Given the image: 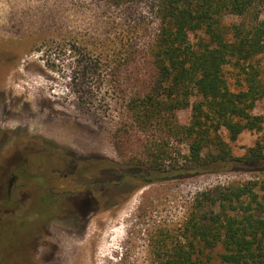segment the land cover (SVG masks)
Here are the masks:
<instances>
[{
  "label": "rangeland",
  "instance_id": "rangeland-1",
  "mask_svg": "<svg viewBox=\"0 0 264 264\" xmlns=\"http://www.w3.org/2000/svg\"><path fill=\"white\" fill-rule=\"evenodd\" d=\"M147 6L143 1L138 9L147 11ZM120 15L104 0H0V264H154L152 235L165 231L175 241L182 239L201 193L251 178L233 170L156 180L137 188L135 183L105 186L100 196L82 190L99 191V174L113 179L108 183L113 186L115 175L103 168L122 161L111 135L121 102L111 100L108 86L98 85L87 69L97 39L108 36L111 22ZM86 69L89 78L82 81ZM225 74L236 90L240 70L226 66ZM104 93L105 102L100 100ZM107 103L110 116H97L99 104L107 110ZM263 113L264 98L254 110ZM190 115L181 111L179 118L188 122ZM258 137L244 132L234 155L246 153ZM46 142L47 151L76 162L72 176L48 170L61 164L62 155L30 153L32 145ZM170 146L172 162L180 160L178 150L187 153L185 143ZM36 172L50 181L48 189L38 184L41 177L28 179ZM210 210L204 203L199 213ZM222 252L221 247L211 252L215 264Z\"/></svg>",
  "mask_w": 264,
  "mask_h": 264
},
{
  "label": "trees",
  "instance_id": "trees-1",
  "mask_svg": "<svg viewBox=\"0 0 264 264\" xmlns=\"http://www.w3.org/2000/svg\"><path fill=\"white\" fill-rule=\"evenodd\" d=\"M104 1L121 15L111 22L108 36H99L86 67L98 85L108 86L111 100L121 102L111 135L122 161L103 168L115 175L113 186L108 184L113 179L99 174V191L82 190L100 196L105 186L135 183L137 188L192 174L246 172L251 178L242 183L201 193L182 239L175 241L165 231L152 235L154 264H215L211 252L218 247L223 252L217 264H264V113L254 114L264 98V0ZM143 1L147 11L138 9ZM226 66L240 70L236 90L226 78ZM87 69L82 81L89 78ZM105 95L100 100L105 102ZM107 104L109 109L99 104L95 114L108 118ZM185 110L191 112L188 122L179 118ZM246 131L259 137L236 156L233 147ZM173 141L187 146L174 162ZM32 146L35 155H62L47 151L48 142ZM65 163L62 155L61 164L48 170ZM27 177H41L38 184L48 189L50 181L40 172ZM204 203L211 210L200 214Z\"/></svg>",
  "mask_w": 264,
  "mask_h": 264
},
{
  "label": "flooded vegetation",
  "instance_id": "flooded-vegetation-1",
  "mask_svg": "<svg viewBox=\"0 0 264 264\" xmlns=\"http://www.w3.org/2000/svg\"><path fill=\"white\" fill-rule=\"evenodd\" d=\"M72 169L76 170V162L75 161L66 162L64 164L63 168L54 170V173L63 175V177H68V176H72L74 174V171ZM44 190H46V189H44ZM51 195L52 194L49 195L50 198H51Z\"/></svg>",
  "mask_w": 264,
  "mask_h": 264
}]
</instances>
